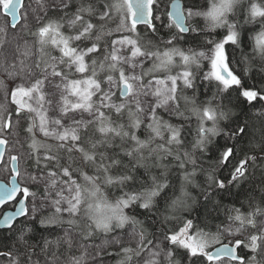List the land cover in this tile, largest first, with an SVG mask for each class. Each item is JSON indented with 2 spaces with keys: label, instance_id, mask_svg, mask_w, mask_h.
<instances>
[{
  "label": "snow or ice",
  "instance_id": "obj_1",
  "mask_svg": "<svg viewBox=\"0 0 264 264\" xmlns=\"http://www.w3.org/2000/svg\"><path fill=\"white\" fill-rule=\"evenodd\" d=\"M160 3L58 0L29 23L0 0L24 41L0 160L13 120L29 149L0 183V264H264V0Z\"/></svg>",
  "mask_w": 264,
  "mask_h": 264
},
{
  "label": "rangeland",
  "instance_id": "obj_2",
  "mask_svg": "<svg viewBox=\"0 0 264 264\" xmlns=\"http://www.w3.org/2000/svg\"><path fill=\"white\" fill-rule=\"evenodd\" d=\"M24 3L27 5V8L22 9V13L24 11H28L29 12V23H32L34 22L33 21L34 13L32 12L33 9L36 10L35 14L43 15L44 10L48 7H53V4L58 3V0H24ZM22 24H23V21H21V24L18 25L17 29L15 30L8 27V31L6 34L0 33L1 40L4 41L3 44H0V103H4L5 86H14L12 83V78L7 77V73L4 71V67L15 64L17 68H19L20 61L24 59V56L22 54L23 49L22 47H20L23 45L24 41L17 39V37L20 34V27L22 26ZM6 26H8V18L2 12V9L0 6V27H6ZM34 59L35 57H30L26 61V63H31L32 60ZM18 82H19V78H17V83ZM54 83L55 82H53V84ZM43 91L45 94V101H46L45 107L48 108V115H50L53 118H56L60 114L59 108H56V110L53 111L52 108L47 104V101L52 99L53 97V93L55 91L54 86L46 84ZM55 98L59 100L58 95H56ZM8 104L9 105L11 104L10 92L8 93ZM12 107L14 108V105H12ZM81 116H83V118H88L87 113L77 112L75 114V117L77 119L81 118ZM18 137L21 142H23L25 139L24 134L21 131L17 133L15 120H13L12 135L8 136L6 134V138L9 139L10 143L9 145L6 146V155H5L4 160L0 162V179H3V180L9 179L10 162L8 161V157L13 154L18 155L20 157V161H19L20 171L21 172L24 171L23 163H24L25 156L27 154V150L25 147L22 148L20 143H17Z\"/></svg>",
  "mask_w": 264,
  "mask_h": 264
},
{
  "label": "trees",
  "instance_id": "obj_3",
  "mask_svg": "<svg viewBox=\"0 0 264 264\" xmlns=\"http://www.w3.org/2000/svg\"><path fill=\"white\" fill-rule=\"evenodd\" d=\"M168 2H169V0H161V3L159 4V8H160L161 11L164 10V8H165V4L168 3ZM52 8H53V7H48V8H46V9L44 10V12L47 11L48 14H49L50 16H55V15H57L58 13L54 12V11L52 10ZM43 14H44V13H43ZM113 27H114V25H113ZM65 31H66V34H67V30H65ZM0 40H1V36H0ZM54 54H58V53H54ZM259 107H260V105L257 104V105L255 106V109H258ZM255 109H253L252 111H255ZM25 112L27 113V110H25ZM251 118H252L253 120L259 119L258 116H252ZM27 126H28L27 124H22V126H21V128H20V131L23 133V130H24L25 128H27ZM23 134H24V133H23ZM143 135H144L143 132H141V138H143ZM37 139L42 140V142H44V143H53V141H52L50 138H43L42 135L37 136ZM24 147L26 148V150H27V152H28L29 149H28L27 144H25ZM40 154L43 155V152H41ZM23 164H24V163H23ZM260 182H261V173H260L259 171H257V173H256V177H255V179H254V181H253V183H252V185H251V188H256V186H257L258 184H260ZM246 187H247V186H246ZM251 188H250L249 190H251ZM256 195H257V196L259 195L258 191L256 192ZM244 199H245L244 194H240L238 197H237V196L229 195L228 193H224V194H223V203L226 204V205H229V204H232L233 202H235V203H236V206L239 207L240 201H242V200H244ZM8 206H9V207H12L11 204H8ZM245 210H247V206H245ZM0 212H1V211H0ZM220 218H221V219H224L223 216H221ZM17 222H18V221H17ZM109 251H112V249H109ZM116 259H117V258H116L115 256H112L110 259H107V260L105 261V264H115V260H116Z\"/></svg>",
  "mask_w": 264,
  "mask_h": 264
},
{
  "label": "water",
  "instance_id": "obj_4",
  "mask_svg": "<svg viewBox=\"0 0 264 264\" xmlns=\"http://www.w3.org/2000/svg\"><path fill=\"white\" fill-rule=\"evenodd\" d=\"M169 2H170V0H169ZM169 2H168V3H169ZM1 9H2V12L4 13V10H3L2 6H1ZM7 18H8V25H9V23H10V21H11V17H10V16H7ZM5 151H6V149H5ZM3 160H4V159H3ZM3 160H0V162H2ZM10 171H11V164H10ZM10 179H11V175H10V177H9L8 180L0 179V183H5V184H7L8 181H9ZM0 209H1L0 218H2V213H3L4 211L14 210V207H6V205H5V206L0 207Z\"/></svg>",
  "mask_w": 264,
  "mask_h": 264
}]
</instances>
